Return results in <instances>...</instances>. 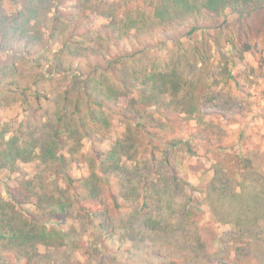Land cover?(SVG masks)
I'll return each instance as SVG.
<instances>
[{
	"label": "rangeland",
	"instance_id": "374dc122",
	"mask_svg": "<svg viewBox=\"0 0 264 264\" xmlns=\"http://www.w3.org/2000/svg\"><path fill=\"white\" fill-rule=\"evenodd\" d=\"M75 1L54 2L60 10L71 11ZM2 6L8 16L21 8L13 0H2ZM226 17L222 33L211 29L203 35L207 41L215 37L219 42L216 46L211 43L210 64L187 72L195 82L200 78L199 86L194 83L192 91L199 100L197 109L190 107L191 114H178L173 106L165 108L160 96L135 90L118 99L117 109L111 114V128L105 130L104 138L100 134L93 137L95 140L82 138V146L69 156L71 177H87L98 165L92 147L107 151L123 138L132 113L138 110L142 114L147 127L157 136L151 140L141 128H133V142L139 152L145 148V154L138 156L140 165L126 162L122 184L110 181L111 188L124 195L121 212L110 198L102 201L103 205L100 198H86L83 204L90 213L99 209L103 212L86 217L84 211L75 209L69 215H50L52 200L46 196L39 206L37 196L42 195L44 187L54 193L56 185L63 187V175L55 172L48 178L47 165L37 157L28 162L18 160L13 165L0 160V204L8 203L0 212L6 219L5 229L0 227V264H264V9L243 22L230 11ZM86 20L94 29L107 22L104 16L92 12L88 19L77 17L71 26L83 30ZM36 26L41 33L31 34L39 38L29 46H24L22 36L6 42L5 31L0 29V43L4 45L0 47V67H15L12 77L0 76V83L16 78L22 86L29 85L31 90L49 95V99L29 95L27 100L9 95L1 100L0 128L7 131L5 140L15 134L20 139L38 137L40 144L46 141L49 121L57 109L54 99L66 82L64 77L51 80L43 71L47 63L44 59L49 56L43 50L48 45L44 43L48 34L43 20ZM231 39L237 44L250 43L244 58L235 57V63L231 62ZM125 40L119 39L122 44ZM146 40L144 36L132 39V45ZM191 41L181 37L182 49L188 50ZM57 42L53 40L49 45L54 51L59 47ZM99 42L98 51L108 46L114 49L107 39ZM42 50L43 58L38 55L33 61ZM167 54L160 52L161 56ZM71 63L88 68L84 58ZM131 99H135L134 105ZM130 125L134 127L135 122ZM185 140L192 152L182 145ZM71 145L72 142L67 147ZM151 146L155 148V159L149 154ZM38 150L37 147L35 154ZM165 150L167 156L162 154ZM144 155L149 161L143 159ZM153 171L161 173L160 177ZM55 177L54 183L51 180ZM102 188L106 196L107 185ZM69 193L83 196L76 191ZM145 198L146 207L142 205ZM44 227L62 236L67 232L71 238L68 243L63 238L66 244H60L62 238L52 234L48 241L53 245H43L40 230ZM20 231L33 238L25 242L23 236L13 238Z\"/></svg>",
	"mask_w": 264,
	"mask_h": 264
},
{
	"label": "trees",
	"instance_id": "16d2710c",
	"mask_svg": "<svg viewBox=\"0 0 264 264\" xmlns=\"http://www.w3.org/2000/svg\"><path fill=\"white\" fill-rule=\"evenodd\" d=\"M13 1L16 4L20 3L21 8L12 16H8L0 0V29L5 31L6 42L22 36L24 46L31 45L39 38L31 34L40 35L38 31L41 33V29L36 25L43 20V29L48 34L47 40L44 41L48 45L43 50L49 55L44 59L47 63L43 71L51 80L64 77L66 82L54 99L57 109L49 121L46 141L40 144L38 137L20 139L15 134L5 140L4 133L7 131L0 128V160L4 164L13 165L18 160L28 162L39 158L47 165L48 178L58 172L63 175L65 183L63 187L55 184V193L44 187L42 195H36L37 204L41 206L47 196L52 200L50 215H53V212L69 215L78 209L84 211L86 217L103 212V209H99L90 213V209L83 204L86 198L93 200L100 198L101 204L110 198L119 212L124 209V202L121 201L124 195L116 193L111 188L110 181L115 180L118 183L122 181V184L126 162L141 161L139 158L145 148L139 152L135 146L132 138L135 134L134 129L141 128L151 140L155 139L157 134L147 127L142 114L137 113L138 110L136 113L133 112L132 120H128L126 124L123 138L114 142L107 151L92 147L95 154L93 159L98 161V165L87 177L76 179L69 174L67 163L69 156L82 146V138L94 139L93 137L98 134L104 138L107 132L105 130L111 128V114L117 109L118 99L135 90L141 94L160 96L161 104L165 108L173 106L176 111L178 110V114L184 111L191 114L192 111L188 108L197 109L199 104L192 91L199 84L200 78L195 82L194 76L189 77L187 72L191 69L201 70L210 64L211 43L215 46L219 44L215 37L207 41L203 35L211 29L217 34L222 33L227 23V11L237 14L238 19L243 22L254 12L264 9V0H76L71 6V11L60 10L55 0ZM92 12L104 16L107 22L96 29L88 23L89 20L83 23V30L71 26L77 17L88 19ZM141 36L147 40L136 41L135 45H132V39L136 40ZM122 37L126 38L124 44L119 41ZM181 37L192 40L188 50L182 49L184 44L181 43ZM102 39L111 41L110 48L114 49L111 50L108 46L104 51H98V48H101L99 40ZM53 40H58L59 43L55 51L49 47ZM0 45L1 48L4 46L2 42ZM229 47L234 52L231 62L235 63V57L240 60L244 58V52L249 50L250 43L237 44L231 39ZM153 48L154 52L151 51ZM43 50L36 53L33 61L37 60L38 55L43 58ZM162 51L168 53L167 56H161ZM77 58L86 59L85 66L89 69L72 65V60ZM13 70L15 71L13 65L0 67V76L10 74L12 77ZM39 75L43 77V73ZM0 84L3 85V88H0V102L17 95L24 100H27L29 95L36 99L43 95L49 99V95L44 91L41 93L38 89L31 90L32 86H22L16 78ZM27 90H31L30 94H27ZM130 102L134 105L135 99H131ZM122 116L126 117L124 114ZM70 142L71 147H67ZM182 145L187 151L192 152L189 141H182ZM37 147L39 150L35 154ZM149 154L151 159L156 158L155 148L152 146ZM162 154L168 155L166 150ZM139 155L141 156L138 157ZM143 159L148 158L144 155ZM153 172L156 177H160L161 173ZM51 181L55 183L56 177ZM103 184L107 185L106 196ZM70 190L82 193L83 196L71 194ZM7 204H0V212ZM142 205L144 207L148 205L147 198L143 199ZM105 212H108L106 206ZM5 224V213H1L0 227L5 229ZM108 226L105 225L106 228ZM119 227L126 229L123 226ZM111 229L112 225L108 230ZM113 229L117 230L115 227ZM56 232L55 229L48 230L45 227L40 230V237L45 243L43 245H53L52 241H48L52 234L62 238L60 244H66L63 238L68 243V239L71 238L69 233L63 232L62 236L61 232ZM19 234L13 238L23 236L24 242L33 238V235L22 231ZM99 246L95 248L100 250ZM27 261L30 262V259L27 258Z\"/></svg>",
	"mask_w": 264,
	"mask_h": 264
}]
</instances>
